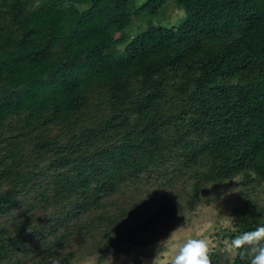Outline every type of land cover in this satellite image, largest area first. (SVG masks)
<instances>
[{
    "label": "trees",
    "instance_id": "obj_1",
    "mask_svg": "<svg viewBox=\"0 0 264 264\" xmlns=\"http://www.w3.org/2000/svg\"><path fill=\"white\" fill-rule=\"evenodd\" d=\"M234 181L228 239L264 226V0H0V264H101Z\"/></svg>",
    "mask_w": 264,
    "mask_h": 264
},
{
    "label": "rangeland",
    "instance_id": "obj_2",
    "mask_svg": "<svg viewBox=\"0 0 264 264\" xmlns=\"http://www.w3.org/2000/svg\"><path fill=\"white\" fill-rule=\"evenodd\" d=\"M165 13L169 17L164 23L166 25L176 24L183 17V11L177 7H167ZM246 190L247 188L238 181L223 188L209 187L203 197V200L208 202L199 204L190 214L185 206L172 210L171 203L153 198V214L160 213L154 226L140 237L136 236V240L132 243L125 244L116 254L104 257L101 264H153L158 252H160L159 264H170L175 246L194 237H208L214 244L222 247L223 242L228 240L232 233V230L228 231L231 228L228 213L240 202ZM179 195L176 192L173 196L176 207L180 203L185 205ZM163 199L165 200L164 197ZM164 204L168 207H163ZM174 231L175 234L169 239ZM165 241L167 242L163 243ZM218 260L223 263L220 257ZM97 262L96 257L88 252L81 254L74 264H98Z\"/></svg>",
    "mask_w": 264,
    "mask_h": 264
},
{
    "label": "clouds",
    "instance_id": "obj_3",
    "mask_svg": "<svg viewBox=\"0 0 264 264\" xmlns=\"http://www.w3.org/2000/svg\"><path fill=\"white\" fill-rule=\"evenodd\" d=\"M217 257L223 264H236L237 259L247 260L248 264H264V226L241 232L224 241L222 247L208 237L188 238L175 246L170 264H216ZM159 258L160 252L153 264H159ZM52 264H60L59 259L54 258Z\"/></svg>",
    "mask_w": 264,
    "mask_h": 264
}]
</instances>
